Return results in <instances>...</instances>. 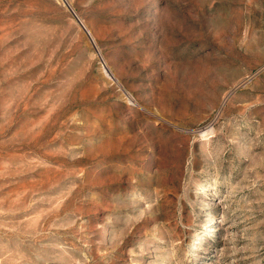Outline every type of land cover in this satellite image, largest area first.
<instances>
[{"label":"rangeland","instance_id":"obj_1","mask_svg":"<svg viewBox=\"0 0 264 264\" xmlns=\"http://www.w3.org/2000/svg\"><path fill=\"white\" fill-rule=\"evenodd\" d=\"M0 264H264V0H0Z\"/></svg>","mask_w":264,"mask_h":264},{"label":"bare ground","instance_id":"obj_2","mask_svg":"<svg viewBox=\"0 0 264 264\" xmlns=\"http://www.w3.org/2000/svg\"><path fill=\"white\" fill-rule=\"evenodd\" d=\"M83 24V23H82ZM84 25V24H83ZM84 28H85V30H86V33L88 34V36H89V38L94 42V40H93V37H92V35H91V33H90V31L86 28V26L84 25ZM95 43V42H94ZM96 46V45H95ZM204 189H206V188H204ZM205 191H208V190H205Z\"/></svg>","mask_w":264,"mask_h":264}]
</instances>
